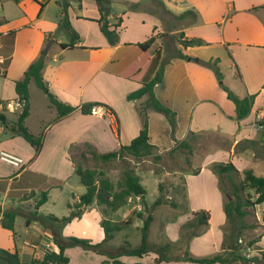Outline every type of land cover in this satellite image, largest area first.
<instances>
[{
  "label": "crops",
  "instance_id": "obj_1",
  "mask_svg": "<svg viewBox=\"0 0 264 264\" xmlns=\"http://www.w3.org/2000/svg\"><path fill=\"white\" fill-rule=\"evenodd\" d=\"M51 1H55L58 8L57 17L54 20L46 14ZM14 2L20 11L17 16L7 17L4 11L0 13V18L6 21L0 25V34H2L0 37V63L6 64L5 67L0 66V73H3L4 81L12 86L11 94L2 96V100L8 101L17 96L14 89L15 81L23 77L30 63L43 53L45 43L52 40L47 53H44L43 80L59 100L75 106L76 109L60 119H55L57 112L50 121L47 122L43 119L42 124L39 125L40 128L36 131L30 130L27 123L31 114L29 111L24 124L30 132L34 131L36 135L43 134L42 148L33 157L32 151L29 152L27 158L21 156L24 161L22 166L24 168L21 171L0 174V178L8 180L6 190L0 191V220L5 210H18L20 213H26L18 208L15 193L8 192L13 179L16 181L25 175L38 180V182L41 178H45L44 182L48 183L51 178L65 182L69 178L68 174L58 173V168L70 167L69 172L75 174L69 147L75 144H90L99 153H102L116 150L121 144L130 143L139 133L142 122L139 109L146 102L147 96L135 101L127 100L126 96L129 92L139 88L143 82L151 79L164 61L166 64L163 81L156 84L153 91L163 104L176 113V121L179 122L176 123V130L175 128L174 130L178 137L175 136L174 139L181 140L190 133L218 132L225 137H233L235 140L232 147H234L236 142L249 136L250 130L247 129V125L251 123L253 113L258 112V115L264 118V0H110L111 8L116 6L119 9L117 11L111 9L108 15L109 24L112 27L119 23L116 27L119 41L115 45H110L99 29L96 19L100 17V13L94 0H68L69 21L79 35V40L71 47L61 46V43L70 41L69 32L60 22L61 0H14ZM130 2H140L141 9L129 10L127 4ZM155 4L159 9L152 11L150 8ZM186 10H191L196 15L194 17L191 15V18L188 16L177 17ZM60 28L67 31L68 40L64 39L63 35L56 34ZM11 30L13 33L9 34L8 32ZM179 32L183 33L181 39L199 37L208 44L184 47L177 40L175 42L177 54L181 52L187 55V58L191 57L192 59L176 57L177 54L169 53V49L172 47V38ZM152 35L156 38L149 47V57L145 62L140 63L142 50L137 43L145 41ZM214 45L228 53L236 68L239 65L241 69L245 65V68L252 73L253 79L256 75H260L251 87L245 81L247 89L251 94H255L254 103L249 113L250 118H248L249 115L241 120L232 118L234 106L227 100L226 94L217 100L216 96L210 93L211 88H218V80L213 72L200 65L199 61L218 57H215L211 52L199 57L195 56L192 51L205 50L200 48H211ZM255 55H260L263 61L259 62ZM175 68L181 71L178 81L185 78L188 83L190 82L189 87L192 85L193 91L203 90L202 96L198 94L197 90L193 99L182 101L186 105L184 109L174 102L169 103L167 98H161L158 93V88L163 85L166 75ZM85 102H97L104 105L111 111V116L99 117L83 113L81 105ZM28 103L31 110L29 99ZM209 105L213 118L212 124L204 123L206 118L209 119L204 111ZM49 106L55 109L53 105ZM147 118L149 141L160 151L170 148L174 140L169 139L172 129L169 126L168 118L162 112L151 109L147 112ZM180 119H183V123H185L181 133ZM253 130L255 133L258 131L254 126ZM55 147H60V151L57 152ZM231 152L233 155L231 153L229 157H232V162L236 164V159L240 158L234 153V150ZM245 154L242 155L245 156ZM50 167L57 169L51 172L44 170ZM40 186L38 185L34 189H39ZM45 187L48 192L53 188L49 185ZM17 189L20 190L19 188L13 190ZM30 189L32 190L31 187ZM37 194L38 192L31 195L35 199ZM41 206L38 208L39 212ZM130 207L132 208V204L129 201L118 210L122 208L129 210ZM68 209L70 208L68 207ZM135 209L140 211L139 207ZM190 209L195 211L202 208L191 207ZM184 218V221L189 220L191 213H185ZM138 220L140 219L137 217L135 223H138ZM73 222L75 220L69 224H73ZM29 224L30 222L27 225ZM67 226L68 224L62 229V234L65 237L69 236V232L72 234L71 227ZM169 226V224L165 225L166 237L173 242L178 239V236H175L176 232L170 230ZM86 227L87 225H84L82 230H85ZM43 231V236L48 237L43 240L46 247L54 245L57 249L50 230L44 229ZM222 237L223 233H220L217 241L219 247H221ZM196 239L198 238L193 239L190 245L188 244L187 250L195 244ZM23 243L24 245L28 244L25 241ZM257 244L260 246V240ZM0 247L17 250L21 261L30 260V258H26L29 247L18 248L15 242V231L7 230L1 225ZM193 248L194 246L191 249ZM43 255L40 256L41 259H43ZM155 257L154 252H149L142 257H134L137 259L134 261L135 264L138 262L159 264L154 262ZM172 262L186 263L187 261H163L160 264H172Z\"/></svg>",
  "mask_w": 264,
  "mask_h": 264
},
{
  "label": "rangeland",
  "instance_id": "obj_2",
  "mask_svg": "<svg viewBox=\"0 0 264 264\" xmlns=\"http://www.w3.org/2000/svg\"><path fill=\"white\" fill-rule=\"evenodd\" d=\"M96 3V0H94ZM91 3V2H90ZM55 1H51L49 9L46 12L47 16L50 19H56L57 17V6ZM97 5V3H96ZM98 7V6H97ZM159 9L157 4L150 9L153 11ZM119 10L118 7L114 6L112 11ZM4 11L5 16L13 17L19 14V8L15 4L14 0H0V13ZM21 14V13H20ZM191 15L188 16V18ZM177 24V23H176ZM56 34L63 35V38L68 40L69 35L64 28H60ZM183 33H177L171 41L172 47L169 49V53L177 54L175 48V42L181 39ZM2 34H0V37ZM48 40L45 43V47L49 43ZM170 47V45H168ZM205 50L192 51L195 56L201 57L205 53H213L215 57L219 58V67L222 73V79L218 81V88H211L210 93L216 96L217 100L222 98L225 92L222 90L220 82H223L231 91H233L239 97H244L251 92L247 89L245 81L250 85H253L255 79H258L260 75H256L253 79L252 73L245 68H241L237 63V68L235 63L230 58L228 53L224 51L221 47L214 45L211 48H200ZM3 54V53H1ZM255 58L259 62L263 61L260 55H255ZM166 61L162 62L160 65L163 67ZM7 63V61H6ZM6 64L0 63L1 67H5ZM263 68V67H262ZM181 71L178 68L173 69L169 74L166 75L164 83L158 88V93L161 98H167L170 102H174L177 106H180L182 109L186 107V99H193L195 93L202 96L203 90L197 89L193 91L192 85L189 87L188 81L184 78L181 81L180 79ZM3 73H0V114H3L6 117L8 124H14L17 120L19 111H9L7 108L2 107L6 104V100H2V96H8L12 92V86L10 83L4 81L2 77ZM215 76V75H214ZM253 79V80H252ZM28 91L29 101L31 104L30 116L27 119L30 130L36 131L40 128L39 125L42 124V120L50 121L51 118L55 115L56 110L49 106L50 102L46 94L36 86L34 80L30 81ZM4 94V95H3ZM228 100V99H227ZM231 102L230 100H228ZM205 107V106H202ZM210 105L206 106L204 109L209 119H203L206 124H212L213 118L210 111ZM252 120L247 129L250 134L247 138L250 139H259L260 129L258 128L256 122L258 119L263 118L261 115H258V112L252 114ZM249 115L248 118H250ZM247 118V119H248ZM169 121V120H168ZM179 121H176L178 123ZM169 126L172 128L170 122ZM47 124V123H46ZM26 126V125H25ZM180 133L185 126L183 119H180ZM254 128H257V133L254 132ZM176 130V126L174 127ZM170 131L169 139L174 140L173 145L170 146L167 150L160 151L158 147L154 153H160L161 159L155 161L153 156H147L144 158L135 159L132 156L125 155L118 159H112L109 161H102L100 159H95L89 153L90 148H87L86 145L75 144L69 147V153L72 158V162L75 164H82L83 167L96 168L97 170H102L104 172V177L108 178L114 185L115 189H118V184L122 182L124 173L128 169H133L134 172L139 176L140 182L145 189L144 202H141L140 198L137 196H131L128 199L127 203L130 201L132 208L115 211L114 213H105L100 207L95 203L84 208L83 213L80 218L74 219L73 224H68V228L71 227L72 234L69 232V236H78L89 239L93 243H97L103 238V230L100 226V221L103 218L111 219L112 221L118 222L126 220L128 217L133 219L131 224L122 226L118 231L114 232V238L109 242L108 251L109 254L115 255L116 251L125 246L126 241H128L132 246H136L140 243L141 234L140 227L142 225V220H138V223H135L136 215L134 210L138 211L137 207L140 208V211H144V206L150 207L158 196V183L164 181L165 189L163 190L167 193L173 200H177L179 203V208L172 209L168 205H160L153 210V221L150 227L149 241L154 244V246H161L169 244L167 250L168 256L171 257H180L183 256L185 250L187 249V241L184 238H180V231L183 224L187 221H184L185 213L181 212V208H184L185 203L183 201V194L185 192V181H186V192L188 197L189 207L193 208H202L207 210L210 213V220L206 230L200 235L193 236L189 239L188 244L190 245L193 242V239H196L193 249H188L192 255L196 256H210L212 254L220 253L221 247L217 244L218 237L223 231L222 227L226 225V216L223 210V200L224 196L217 186L218 178L211 169V165L214 162L218 161H232L229 157L231 151L234 150V153L239 156L240 159H236V167L242 171L245 168H252L255 174L259 176H264V156L262 148H247L245 150L239 149V141L236 142L235 146L232 147L234 143V138L225 137L218 132L204 131L195 134H188L185 138L181 140L174 139L176 132ZM34 131H31L32 133ZM43 132V131H42ZM255 133V134H254ZM35 134V132L33 133ZM41 134V133H40ZM39 134V135H40ZM254 134V135H253ZM36 135V134H35ZM245 139V138H243ZM180 141H184L188 144L186 146H181L175 150H171L175 147ZM261 147V146H260ZM48 148V147H47ZM50 148V147H49ZM57 152L60 151V147H55ZM54 148V149H55ZM7 150L14 152L17 155L27 158L29 152H33L32 157L35 154V150L32 145H30L23 137L18 134L13 133L10 129L3 128L0 119V150ZM96 149V148H95ZM97 153L98 150L96 149ZM106 152V151H105ZM85 154L82 156L81 154ZM246 153L245 156L242 155ZM233 155V153H232ZM73 163V164H74ZM250 164V165H249ZM36 167V165H35ZM245 167V168H244ZM24 167L16 168L10 164H7L0 160V174H10L17 171H21ZM39 168V167H38ZM69 168L65 166L58 168L61 174H68L67 180L62 183L60 187H53L49 190V196L47 201L41 206L40 212L47 215L52 213L57 217L65 216L70 209H68L69 204H73L75 200L85 191V187L80 183L79 177L77 174H72L69 172ZM57 168L52 167L46 168L44 170L52 171ZM198 171L197 173H195ZM60 178V177H59ZM227 179L224 178V182L228 184ZM28 183L26 187L20 189L16 196V201L11 199L13 202L18 203V208L22 211H26V215L30 217V224L27 225V217L18 215L15 220V242L18 248H23L28 246L29 250L27 251L26 258H41L43 255L44 259H47L50 262H54L57 256L56 247L50 246L46 247V243H43L44 239H47L43 236L44 225L42 222L37 221L32 218V215L29 214L31 211H34L35 200L40 197L39 189L48 185V182L41 184L39 189H34L38 185L34 181L26 180ZM171 183V184H170ZM32 188V190L30 189ZM37 197L34 199L33 195L37 192ZM175 193V195H174ZM254 199V198H253ZM8 200V201H11ZM22 203L20 204V202ZM135 207V208H133ZM263 204H254L249 206L250 213L245 216L244 221L246 224L250 225L249 228L244 229L240 238L244 241L251 242L253 247L259 250V254H253V261H245L244 259L238 257L234 252L227 250L225 253L228 257L231 258V261L226 264H264V256L261 255L264 251V220L262 218ZM25 213V212H22ZM131 219V220H132ZM66 224V225H67ZM169 224L170 230H173L175 236H178V239L171 242V240L166 237L165 225ZM49 225V221L47 222ZM84 225H87L85 230ZM196 231L197 229H191L189 231ZM171 233V232H170ZM63 235V234H62ZM64 236V235H63ZM180 238V239H179ZM223 238V237H222ZM260 240V246L257 242ZM28 242L25 244L23 242ZM261 249V250H260ZM35 251V252H34ZM45 251V252H44ZM238 252H241L240 250ZM39 253V255H37ZM223 253V252H221ZM65 254L69 257L68 264H113L106 255H100L93 252L90 249H85L81 246H72L68 247L65 250ZM108 259L110 262H104ZM120 260H123V264H135L134 260H137L134 257H120ZM176 259H171L169 261H175ZM133 261V262H132ZM166 261V262H169ZM184 261V260H182ZM160 264V263H159ZM172 264H195L187 261L184 262H172Z\"/></svg>",
  "mask_w": 264,
  "mask_h": 264
},
{
  "label": "trees",
  "instance_id": "obj_3",
  "mask_svg": "<svg viewBox=\"0 0 264 264\" xmlns=\"http://www.w3.org/2000/svg\"><path fill=\"white\" fill-rule=\"evenodd\" d=\"M96 3L100 13V17L96 19L99 29L108 43L110 45H115L119 41V33L116 29L119 23L114 24V27L109 24L108 15L112 9L111 2L110 0H96ZM68 7V0H61L60 22L70 34V41L68 43H61L62 47H71L77 40H79L78 33L70 24L68 17ZM127 8L129 10H140V2H130L127 4ZM189 15L194 17L196 14L191 10H186L180 15H177V17L183 18ZM4 22L6 21L0 18V25ZM8 33L11 34L13 31L11 30ZM155 38L156 36L152 35L145 41L137 43V45L142 50V54L139 59L140 63L145 62L149 57V47L155 41ZM179 42L184 47L208 44L204 39L199 37L179 39ZM176 57L185 59L187 58V55L179 52ZM44 59L45 54L41 53L36 60L30 63L24 72L23 77L20 80L15 81L14 89L16 95L17 97L24 100V106L21 111H19L16 122L14 124H8L6 117L3 114H0L3 127L10 129L15 134L20 135L30 145H32L35 150L34 155H37L42 148L43 134L41 133L40 135H35L31 133L24 124L25 118L29 114L28 84L30 79L34 80L36 86L46 94L50 104L55 107L57 112L55 119H60L76 109L75 106L59 100L56 95L51 92L48 84L43 80L42 69L44 67ZM218 63L219 58L199 61V64L211 70L216 79L219 81L222 79V73ZM163 76V67L160 65L151 79L143 82L139 88L129 92L126 96L127 100L129 101H135L142 98L143 96H147L146 102L139 109V113L142 116L139 133L130 141V143L124 145L121 144L118 149L107 152L97 153L94 147H92L90 144H86L87 148L92 149L89 151V153L93 158L100 159L102 161L118 159L125 155L132 156L135 159L153 156L155 161H158L162 158L160 153H154L156 146L149 141L147 112L149 109L162 112L172 125V131L174 130L176 125V113L170 107L163 104L155 96L153 91L154 86L163 81ZM220 85L222 90L225 92L227 99L233 103L234 115L231 117L236 120H241L248 116L254 103L255 94H247L241 98L231 91L226 85H224L223 82H220ZM93 104L99 103L85 102L81 105V111L83 113H89L90 107ZM256 124L260 129L259 139L245 138L240 140V143L237 144H239L238 148L241 150H245L247 148H262V156H264V118L259 119ZM181 146L187 147L188 144L184 141H180L171 150H175ZM81 155L85 156L83 153ZM211 169L218 178L217 186L224 196L223 210L226 216V225L222 227L223 239L221 243V252L223 253L220 252L210 256L201 257L192 255L186 249L183 256L171 257L167 254L169 244L154 246V244L149 241L150 226L153 221V210L160 205H168L172 209L179 208L178 201L170 199L171 197L163 191L165 189V183L161 180L158 183L159 193L154 203L150 207L143 205L145 209L144 211L134 210L136 217L142 220V225L140 227L141 240L138 245L132 246L128 241H126L125 246L120 247L116 251L115 255L109 254L110 251H108V247L110 246L109 242L114 238V232L118 231L122 226L131 224L133 221L131 217L118 222L112 221L108 218L101 219L100 226L104 235L102 240L97 243H93L84 237L73 235L68 237L63 236L62 229L64 226L72 220L80 218L84 208L92 205L93 203L102 208L101 210L105 213H114L120 207L127 204V201L131 196L139 197L141 202H144L145 197V189L140 182L139 176L134 172L133 169H128L125 171L122 182L118 184V189H115L113 183L108 178L104 177V172L102 170L83 167L82 164L74 163V173L78 175L80 183L85 187V191L79 196L78 201L68 205L70 208L68 214L62 217H57L51 213L45 215L38 211V208L48 199L49 192L48 189H45L46 187H41L39 189L40 197L35 200L34 211L29 213L32 215L33 219L42 222L45 229L50 230L52 234V240L58 249L55 261L50 262L44 258H31L28 261H21L17 250H10L0 247V264H68L69 257L65 254V249L76 245L85 249H90L97 254L108 256V259H110L111 263L113 264H123V262L120 260V257L122 256L142 257L149 252H154L156 254L154 259V262L156 263L169 261L171 259L184 260L196 264L229 263L231 258L225 254V251L227 250L234 252L235 255L244 259L245 261H250L245 255H243V245L239 243L238 240L243 233V230L249 228L250 226L244 221L245 216L250 213L249 206H253L254 204L264 205V176L255 174L252 168H245L244 170L240 171L232 161L214 162L211 165ZM197 172L198 171L195 173ZM224 178L227 179L226 181H228V184L224 182ZM26 180H32L37 185H41L43 184L42 182L45 181V178L39 179V182L42 181L39 183L38 180H34L32 177L22 175L18 180L15 181V179H13L11 181L10 190L8 192L17 194V192L20 190L13 189H22L26 187L25 185L28 183ZM62 182L63 181L60 179L51 178L48 185L52 187H58L62 184ZM7 183V178H0V191L6 190ZM184 184L185 192L183 194V201L186 203L184 205L185 207L181 208L180 210L182 213L190 212L191 218L182 225L180 238L186 239L188 245L189 239L191 237L200 235L206 230L209 224L210 213L205 209L191 211L188 204L186 181ZM19 214L27 217V224L30 222V217L26 215L27 213H20L18 210H5L0 220L1 227L13 231L15 217ZM262 218L264 220V207L262 211ZM48 221L49 225H47ZM191 229L197 230L189 231ZM247 243L253 245L251 242ZM239 250L241 252H238ZM261 255L264 256V251ZM108 259L104 260V262H110ZM136 264L142 263L138 262Z\"/></svg>",
  "mask_w": 264,
  "mask_h": 264
},
{
  "label": "built area",
  "instance_id": "obj_4",
  "mask_svg": "<svg viewBox=\"0 0 264 264\" xmlns=\"http://www.w3.org/2000/svg\"><path fill=\"white\" fill-rule=\"evenodd\" d=\"M23 106H24V100H22L21 98L17 96L6 101V104L2 105V107L7 108L9 111H12V112L17 111V110L21 111ZM89 113L95 116H99V117H110L111 116V111L107 107L101 104H93L90 107ZM0 160L16 168H21L24 164V161L21 156L13 152L7 151V150H0ZM238 241L239 243L243 245V248H242L243 255H245L246 258L252 262L253 254H259V251L255 249L253 245L248 244L246 241H244L241 238H239Z\"/></svg>",
  "mask_w": 264,
  "mask_h": 264
},
{
  "label": "water",
  "instance_id": "obj_5",
  "mask_svg": "<svg viewBox=\"0 0 264 264\" xmlns=\"http://www.w3.org/2000/svg\"><path fill=\"white\" fill-rule=\"evenodd\" d=\"M51 43H52V40H50L49 43L47 44V46L43 49V53H47L48 48H49V46H50ZM187 59L188 60H191L192 58L191 57H188ZM194 60H196V59H194Z\"/></svg>",
  "mask_w": 264,
  "mask_h": 264
}]
</instances>
